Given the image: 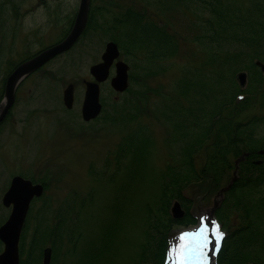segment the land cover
I'll return each instance as SVG.
<instances>
[{
	"label": "rangeland",
	"instance_id": "obj_1",
	"mask_svg": "<svg viewBox=\"0 0 264 264\" xmlns=\"http://www.w3.org/2000/svg\"><path fill=\"white\" fill-rule=\"evenodd\" d=\"M77 5L78 0H0V79L14 63L59 40L69 27ZM198 5L193 3L190 4L192 8H186L169 0H91L92 24L73 48L47 63L20 85L16 102L0 126V224L9 213L1 198L13 175L20 174L45 183L44 195L32 202L23 232L22 256L30 264H34V258L41 264L42 248L52 246L50 239L55 235H46L44 244L30 252L33 236L43 238L44 227L55 228L57 219L54 217L59 212L66 220L60 225L61 245L52 250L50 264H79L82 250L87 247L102 250L99 239L108 223L112 226V237L106 249L93 259V264H134L139 244L144 241L141 233L146 207L150 210L151 222L159 218L168 224L167 216L172 218L176 200L180 201L183 212L188 207L196 217L195 221H171L168 227L159 229L162 237L169 227L174 234L177 233L172 252L174 258L179 255L185 228L197 223V218L209 208L218 189L206 192L204 189L208 183L205 179L200 183H189L183 190L188 201L173 198L164 212L156 199L159 176L166 164L178 155L177 148L166 143L167 126L154 119L151 113L142 114L149 119L147 123L152 135L148 138H155V147L143 166L134 171L133 178H129L122 166L129 163V156L118 157V145L123 144L125 130L114 126L104 116L106 113L112 115L113 102L129 96L130 92H114L109 80L102 83L100 98L105 110L88 122L81 118V103L85 87L83 79L90 78L89 66L99 61L106 41L125 34L124 28L114 26L113 22L129 10L135 14V10H144L156 22H166L167 30L175 34L179 43V53L162 61L163 71L146 74V69H141L136 81L131 75L129 87L135 90L142 85L153 90L160 85L167 90L166 93L172 94L180 69L185 68L186 62L199 59L204 49L195 41L197 34L202 33L200 17L192 10L194 8L199 13ZM208 14L204 12L203 16ZM120 58L130 62L131 72L144 64L141 58L136 61L126 51L121 52ZM258 59L252 56L253 61ZM149 65L154 70L159 68V62ZM113 73L114 68L110 75ZM69 82L74 84L71 109L62 102V90ZM148 95L155 99L154 93ZM262 114L264 109L253 105L238 117ZM261 127L257 132L264 135ZM230 175L231 170L223 176L221 184L226 183ZM229 206L224 220L228 234L244 224L239 211ZM114 212L117 213L114 215ZM78 232L81 236L76 242L74 236Z\"/></svg>",
	"mask_w": 264,
	"mask_h": 264
},
{
	"label": "trees",
	"instance_id": "obj_2",
	"mask_svg": "<svg viewBox=\"0 0 264 264\" xmlns=\"http://www.w3.org/2000/svg\"><path fill=\"white\" fill-rule=\"evenodd\" d=\"M169 1L186 8L199 4V13L192 9L200 17L202 32L195 41L204 49L199 59L188 61L185 68L180 69L172 94L166 93L160 85L153 90L140 85L135 90L129 87L126 90L129 96L113 102V114L106 113L104 117L125 130L123 144L118 145V157L129 156V163L122 166L128 177L133 178L134 171L143 166L155 147V138H148L152 135L149 119L142 114L151 113L167 126L166 143L176 147L178 155L166 164L159 176L156 199L165 212L171 199L184 201L182 191L189 183L205 179L208 187L218 186L223 176L234 168V158L248 151L249 157L239 163L238 178L227 194L228 202L239 211L246 226L231 231L219 260L220 264H264V152L257 154L258 149L264 150V135L257 132L260 126L264 128V114L238 117L253 105L264 109V72L252 60L253 56L264 62V0ZM204 12L209 13L207 17L203 16ZM113 25L124 28L125 34L115 37L123 50L136 61L141 58L144 62L141 68L136 67V71L131 72L134 81L141 69H146V74L163 71L162 61L179 53L175 34L169 33L166 23L159 24L149 18L144 10H137L136 14L126 11L114 19ZM244 53L247 56L242 57ZM152 62H159V68L152 69L149 65ZM240 69L248 71V84L244 89H240L235 80ZM240 91L246 93V97L237 101L235 94ZM147 92L154 93L155 99ZM256 156L261 158L260 164L251 161ZM229 205L224 204L218 210L224 218ZM54 219L57 226L44 227L43 238L33 236L30 252L44 243L46 235H55L50 239L53 250L61 245L59 230L66 217L59 212ZM151 220L146 207L141 233L144 241L139 244L134 264H160L165 236L160 235L162 230L159 229L167 224L163 219ZM111 234L112 226L108 223L99 239L102 250H90V247L82 250L79 264H93V259L108 246ZM80 236L79 232L74 236L76 242ZM22 264L30 263L24 259Z\"/></svg>",
	"mask_w": 264,
	"mask_h": 264
},
{
	"label": "water",
	"instance_id": "obj_3",
	"mask_svg": "<svg viewBox=\"0 0 264 264\" xmlns=\"http://www.w3.org/2000/svg\"><path fill=\"white\" fill-rule=\"evenodd\" d=\"M88 9L89 0H79L73 26L65 38L42 50L32 58L20 63L11 72L6 80L4 96L0 103V121L5 117L9 107L13 103L14 92L18 83L31 71L38 68L56 54L68 49L75 42L86 24ZM117 55V45L114 42H108L105 52L102 54V61L90 67V72L96 80L102 81L108 76L109 66ZM238 78L240 83L243 84L245 73L240 72ZM111 85L118 91H122L126 88L127 65L123 61H118L116 63V75L111 78ZM98 93V84L96 82L86 81L85 97L82 104V117L85 120L95 117L100 110ZM63 99L65 105L71 107L73 101L72 84H68L64 89ZM42 191L43 186L40 183L32 184L30 180L24 179L21 176H14L12 178L9 188L2 198L4 205L9 206L12 204V210L8 219L0 226V239L4 243V250L0 253V264H19L18 240L29 202L33 196L41 195ZM172 212L174 216H179L181 214L178 202L173 204ZM49 258L50 249L46 248L44 250L43 264H48Z\"/></svg>",
	"mask_w": 264,
	"mask_h": 264
},
{
	"label": "snow or ice",
	"instance_id": "obj_4",
	"mask_svg": "<svg viewBox=\"0 0 264 264\" xmlns=\"http://www.w3.org/2000/svg\"><path fill=\"white\" fill-rule=\"evenodd\" d=\"M215 230V229H214ZM222 238V234H220V235H218L217 236V242L219 241V239H221Z\"/></svg>",
	"mask_w": 264,
	"mask_h": 264
},
{
	"label": "flooded vegetation",
	"instance_id": "obj_5",
	"mask_svg": "<svg viewBox=\"0 0 264 264\" xmlns=\"http://www.w3.org/2000/svg\"><path fill=\"white\" fill-rule=\"evenodd\" d=\"M2 81V78L0 79V82Z\"/></svg>",
	"mask_w": 264,
	"mask_h": 264
}]
</instances>
